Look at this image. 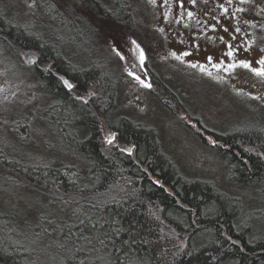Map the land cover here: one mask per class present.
<instances>
[{"label":"trees","instance_id":"obj_1","mask_svg":"<svg viewBox=\"0 0 264 264\" xmlns=\"http://www.w3.org/2000/svg\"><path fill=\"white\" fill-rule=\"evenodd\" d=\"M39 1L47 18L65 28L64 42L0 8V47L53 95L44 118L69 150L48 152L58 158L42 161L0 145V179L55 201L35 206L45 209L35 223L22 222L0 200V264H264V234L254 236L253 224L243 220L241 197L182 173L155 127L116 112L118 76L93 46L108 30L138 35L136 0H110L112 8L100 0ZM70 48L90 62L75 61ZM22 50L37 58L24 62ZM144 63L154 96L175 113L185 108L160 70ZM188 116H180L183 124L211 143L231 180L258 184L262 207L255 215L264 223V124L243 119L217 130L199 115ZM17 125V143L39 146L26 123Z\"/></svg>","mask_w":264,"mask_h":264},{"label":"rangeland","instance_id":"obj_2","mask_svg":"<svg viewBox=\"0 0 264 264\" xmlns=\"http://www.w3.org/2000/svg\"><path fill=\"white\" fill-rule=\"evenodd\" d=\"M100 1L106 8L113 7L110 0ZM0 8L14 12L32 30L49 33L50 39L64 42L67 36L63 25L47 18L39 0H0ZM134 12L138 35L127 37L108 30L100 46H93L99 59L118 76L116 112L155 127L163 149L182 173L212 180L240 196L243 220L253 224L254 236L264 234V223L255 215L262 207L258 184L231 180L223 158L211 143L200 139L180 118L185 113L190 119L199 115L206 126L217 130L230 128L243 119L264 124V76L251 70L264 69L258 63L264 59V0H144L143 4L136 0ZM88 45L84 42L85 47ZM72 51L70 48L68 54ZM230 51L232 55H228ZM21 53L24 62L33 61L34 52ZM71 56L81 63L90 62L79 55ZM146 59L178 92L185 108L175 113L154 96L148 86ZM241 62H247L250 68ZM231 64L236 67L228 68ZM53 102V95L29 68L0 47V145L14 148L22 159L28 156L46 161L58 158L48 152L66 154L69 147L55 137L44 118V110ZM23 123L39 146L31 149L16 142L14 129ZM208 137L212 141V135ZM0 200L6 208L19 212L22 222H35L44 212L40 205L35 207L37 204L51 207L55 202L1 179Z\"/></svg>","mask_w":264,"mask_h":264},{"label":"snow or ice","instance_id":"obj_3","mask_svg":"<svg viewBox=\"0 0 264 264\" xmlns=\"http://www.w3.org/2000/svg\"><path fill=\"white\" fill-rule=\"evenodd\" d=\"M194 2V0H193ZM228 55H232V52L230 51L228 53ZM259 64L261 65H264V59H261L260 61H258ZM242 66L245 67V68H250V65L247 63V62H241ZM216 67H219V65H216ZM236 67L235 64H231V65H228V68H234ZM251 70L256 73L257 75H260V76H264V69H259V68H251ZM139 79V78H138ZM69 87H71V85H68ZM150 87V85H148ZM111 142V141H109Z\"/></svg>","mask_w":264,"mask_h":264},{"label":"water","instance_id":"obj_4","mask_svg":"<svg viewBox=\"0 0 264 264\" xmlns=\"http://www.w3.org/2000/svg\"><path fill=\"white\" fill-rule=\"evenodd\" d=\"M105 130H106L107 134H110L111 137L114 136V134L112 133L111 129L108 128L107 126H105ZM121 148L127 150L128 152H131L133 146L129 145L127 143H121Z\"/></svg>","mask_w":264,"mask_h":264},{"label":"bare ground","instance_id":"obj_5","mask_svg":"<svg viewBox=\"0 0 264 264\" xmlns=\"http://www.w3.org/2000/svg\"><path fill=\"white\" fill-rule=\"evenodd\" d=\"M125 150V149H124Z\"/></svg>","mask_w":264,"mask_h":264}]
</instances>
